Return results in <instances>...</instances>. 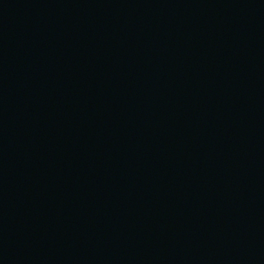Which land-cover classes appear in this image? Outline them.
<instances>
[{
    "label": "water",
    "instance_id": "1",
    "mask_svg": "<svg viewBox=\"0 0 264 264\" xmlns=\"http://www.w3.org/2000/svg\"><path fill=\"white\" fill-rule=\"evenodd\" d=\"M0 264H264V0H0Z\"/></svg>",
    "mask_w": 264,
    "mask_h": 264
}]
</instances>
